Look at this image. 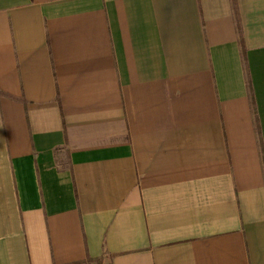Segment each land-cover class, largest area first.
Wrapping results in <instances>:
<instances>
[{
  "label": "crops",
  "instance_id": "0c3cea01",
  "mask_svg": "<svg viewBox=\"0 0 264 264\" xmlns=\"http://www.w3.org/2000/svg\"><path fill=\"white\" fill-rule=\"evenodd\" d=\"M0 264H264V0H0Z\"/></svg>",
  "mask_w": 264,
  "mask_h": 264
}]
</instances>
